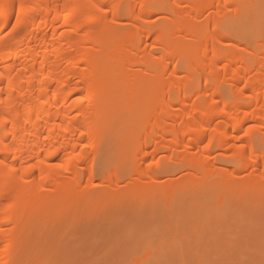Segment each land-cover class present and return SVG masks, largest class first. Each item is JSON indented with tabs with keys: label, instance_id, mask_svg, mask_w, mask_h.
Returning <instances> with one entry per match:
<instances>
[{
	"label": "bare ground",
	"instance_id": "bare-ground-1",
	"mask_svg": "<svg viewBox=\"0 0 264 264\" xmlns=\"http://www.w3.org/2000/svg\"><path fill=\"white\" fill-rule=\"evenodd\" d=\"M255 3V0H0V115L5 117L4 121H0V139L10 145V151L0 152V160L5 161L0 166V225L7 220L10 223V228H0V264H18V254L15 256V253L23 238L21 231L33 215L31 212H38L40 206H46L47 202L59 201V204L61 200L76 198L80 176L83 175L86 183L91 185L95 180L94 175L98 177L99 173L108 188L121 177L130 176V179L135 171L138 175L153 177L152 169L145 171L142 168L139 170L142 174H139L137 169L141 167L136 168L132 155L126 156L128 165L123 168L127 170H122L126 164L124 162L123 165L117 164V167L121 166L120 169L115 168V163L112 164L114 168L109 167L107 164L111 160L104 162L108 156L101 161L103 157L100 155L101 159L99 154L107 152L102 150V147L105 149L103 143L108 140L105 138L109 131L107 128L111 129L117 116L123 115L122 107L132 108L131 112L127 110L130 114H133V108L136 112L135 116L126 115V120L134 117L133 122H127L133 123V129L129 127L132 131L129 134L120 133L125 128L122 125L120 143L124 138L133 139L135 146L140 148L146 143L143 138L152 135L149 141L152 154L163 148L169 153L171 151L168 161L177 165L176 168H186L188 173L183 181L196 184L201 197L204 194L206 197V191L212 185L215 193L218 192L216 195H228L235 180L227 175L232 176L231 171L243 169L252 162L250 164L255 166L252 173L235 182L236 193L233 192V195L238 192L242 200L250 199L252 204L259 202L262 204L260 210H264V54H261L264 52V31L261 28L259 33L251 31L253 35L250 33L248 37L250 42L245 41L250 43L246 46L250 47L249 51L225 42L228 33L241 35L240 31H234L238 25L233 30H229L228 26L230 23L236 25L247 13L250 14L249 10L254 12ZM182 6H185V10L181 12L179 8ZM227 8H231L234 20L225 15ZM120 13L127 20L125 30L117 32L109 26L103 27L105 24L96 30L93 20L104 21L109 16L112 21L119 20L122 17ZM158 13L165 14L159 17L168 22L152 24L150 18ZM17 16L20 17L19 24ZM242 34L245 36V33ZM149 39L153 50L144 53ZM255 46L259 47L261 55L255 54ZM245 50L248 52L246 55L242 53ZM180 73L183 74L179 76ZM116 130L114 133L118 132ZM205 145L208 147L205 148ZM217 150L230 153V160L222 161V164L233 162V170L217 166L220 160L215 156L221 155ZM120 155L125 156L121 151L117 159L122 157ZM97 157L99 163L106 165L97 164L99 168L95 162ZM56 160L63 167H55ZM21 162L24 167L28 164L33 167L23 171ZM81 165L85 166L81 167L83 172L79 173L76 169ZM147 165L150 166L149 163ZM94 166L98 168V173ZM42 175L45 177L43 181ZM169 182L152 189L146 183L132 182L134 184L131 183L129 192L134 195L129 201L132 203L134 199L141 202L150 189H155V194L161 196L163 207L169 209L173 201L178 200L174 196L175 190L184 183L182 180ZM28 185H35L48 193H42V200L33 201L24 190ZM110 191L112 189L105 193L106 198L111 195ZM197 195H192L194 200ZM190 197L187 196L188 199ZM208 200L205 198V201ZM216 202L223 203L222 200H216L214 204ZM251 202L249 210L253 206ZM151 206L149 208L156 207ZM261 206L256 207L257 211ZM191 209L189 213H193ZM202 210L197 213L203 215ZM226 213H229L228 210ZM258 213L260 215V211ZM53 214L51 217H56ZM261 214L264 215V211ZM44 221H40L37 229L42 224L46 226V223H42ZM135 233V237L141 235ZM129 235L127 238L131 237L132 240L133 236ZM134 240L136 242L137 239ZM129 253H134L129 261L142 264L154 255L155 250L144 247L138 251L133 248ZM43 257L42 260H45ZM201 259L198 258V264L203 262Z\"/></svg>",
	"mask_w": 264,
	"mask_h": 264
},
{
	"label": "rangeland",
	"instance_id": "rangeland-1",
	"mask_svg": "<svg viewBox=\"0 0 264 264\" xmlns=\"http://www.w3.org/2000/svg\"><path fill=\"white\" fill-rule=\"evenodd\" d=\"M258 1L255 0V2L257 4L255 3L254 6L255 5H257V6L256 7L253 6L254 10L255 9L256 10L254 12H252L251 10L248 11V12H250L249 15H251V16H249L247 13V15L245 14L246 17L244 16L243 19L238 21V23L241 22V23H239L240 25L238 23H236V25H234V24L232 25L230 23L231 26L228 24L230 27L227 25L229 30L230 29L233 30L234 26L238 25L237 27H235L234 31H236V33H237V31H240V33H241L240 36H242L243 39L240 36H238L237 34L234 36L231 33L230 34L228 33V36H227L228 38L226 39V41L224 40L226 43H233V44H236L238 47L240 46L242 48H246L247 51L250 50L249 49L250 47H246L247 45H250V43H249L250 41L248 40L250 33H252L253 31H254V33H259V31L261 29H263V31H264V23H263L264 22V0L263 1L260 0L259 2ZM173 7H175V5H173ZM182 8H179V10L181 12L185 10V6H182ZM177 9H178V7H177ZM229 9H230V11L228 12ZM229 9L227 8L225 10V15H227L228 19L234 20L235 16L232 13L231 8H229ZM251 12L254 14H251ZM158 14L159 15L155 14L154 17L152 16L150 18V21H152V24L153 23L154 24L161 23L163 21L168 22L167 20L161 19V17H159L160 15H162V17H163V15H165V14H160V13H158ZM120 16H122L121 13H120ZM167 16H169V15H167ZM109 19H110V16L107 18V20L104 19V21H103V19H97V21L93 20V23L95 22L94 26L96 27V30H99L98 28H102L100 26L101 25L103 26L104 24L105 25L103 27L109 26L112 29L116 30L117 32H119L121 30H125V28H127V20L124 19L123 16L120 18L121 20L119 19L120 21L119 20H113L112 21L111 19L110 20ZM150 21H149V23H150ZM97 22H98V24H97ZM11 26H12V24L6 30L7 31L10 30ZM240 26H242V27H240ZM239 27H240V29H239ZM6 30H5V32H6ZM234 31H232V32L234 33ZM242 33H245V36L247 38ZM252 35H253V33H252ZM240 39H241L242 43L240 42ZM246 39L249 42H245V41H247ZM150 40L151 39L148 40L149 42L147 41V44L145 46L146 51H144V53L149 51V49L153 50L152 48L154 46L151 44L152 42H150ZM149 44H150V46H149ZM151 45L153 47H151ZM224 46L226 47V44H224ZM229 47L231 49V46H229ZM156 50L157 49L155 48L154 51H156ZM245 51H242V53L245 55L248 54V52L247 51L245 52ZM255 51H256L255 54H257V55L258 54L259 55L264 54V52H262V53L260 52L259 47H256ZM135 67L137 68L138 66H135ZM135 67H134V69H136ZM182 74L180 73L179 76ZM199 81H201V79H199ZM127 108L128 107H126V109H124V107H122L121 112H123L122 113L123 115L117 116V119L121 122H118V120L115 118L116 121L114 120V122H113L114 124L113 123L111 124V127L113 129L111 127H110L111 129H109V127L107 128L109 131L107 132V134H106L107 136L105 138H108V140H107V142L103 143V146L106 150L103 149V147H102V150L107 151L109 154L107 152H103L104 154H102V152H101V154H99V156L102 155V157H103V160H101V161H104V158L106 156H108V158L105 159L104 162L108 163L109 162L108 160H111L109 162L111 165L109 163L107 164V165H109V167L112 166L113 163H115V165H116L115 168H119V167L121 168L120 165H119V167H117V164L120 163L121 165H123L122 163L124 162V164L125 163L126 164L124 166H122V170H127V168L126 169L123 168V167L128 165V162L126 160V156L128 157L129 155H132L131 157H133L132 159L134 160L132 162L135 165H137L136 168L141 167V168H138L137 171L139 172V170H141L142 168H145V169H143L145 171L146 170L148 171V169L149 170L152 169L153 172H151V173H154L156 175L151 174V173L150 174L153 175V177H155V178L150 176V177H152L150 179L148 176H145L144 174L142 176L138 175L137 172L135 171L134 174H132L130 179H128L130 176L129 177L127 176V178H126V176L121 177L119 179L121 181L118 180L115 184H112V187L109 185L111 188H108V187H105L106 182L103 181L102 176L100 175L101 178L99 177L98 168L95 166H94V168L97 169L96 172L98 173V177L96 175H94L95 180H93L94 183L92 182L91 185L89 183H86V179H84V176L82 174H81L82 176L79 175L81 178L79 180L80 184L78 185V192H77L76 198H73L74 197L73 196L72 197L73 200H71L69 198L71 201L70 200L67 201L66 199H65L66 201L61 200L62 203L60 201L59 204H58L59 201H55L56 204L51 202L52 205L50 203L48 204V202H47V204H46V206L48 207L47 209H46V206L43 205V207H44L43 208L41 205L40 206L41 209L38 212L37 211L31 212V213H33V215H31L30 218L28 219V224H25L26 228L22 229V231H21L22 234L20 233L23 238L20 239V243H19L20 245L18 247L19 251L17 248V250H16L17 252L15 253V256L18 254L16 256V259L18 260V261L17 260L16 261L18 262V264H133L132 261H129V260L132 259L134 253H129V250L134 248V249L139 251V248H144V247L151 249L153 251L155 250L154 255L151 256L149 258V260L147 261L148 264H151L152 262H156L155 264H184V263L185 264H196V263L198 264V258H202L201 260L203 262L201 261L202 262L201 264H246V263L247 264H264V245H263L264 244V221H263L264 215L261 214V213H263L264 210L263 211L260 210V209H262V206H261L262 204L258 202L259 205L256 206L258 203L252 204V202L250 201L251 204L253 205L251 207V209H250L251 211H250L249 210V206H251L250 202H249L250 199H247L248 201L246 199H243L244 200V202H243V200H242L243 197L239 196L238 192H237V194L233 195V192L236 193V190H235V184L236 183L235 182H239L241 179L248 177L252 173V170L255 167L253 164H250L252 162L248 163V165L250 164L249 166L247 165L245 168L240 169V170L235 169L236 170L235 171V170H233V162H230V163L224 162L225 164H222L223 163L222 161L230 160V158H231L230 153L229 152L226 153L224 151L222 152L220 150H217L218 152L217 151L216 152L221 153V155H222V156L216 155L217 153L213 154V155H216L215 157L217 160L218 159L220 160V164H219V161H217L218 163L216 162L217 166L227 168L228 170H233V171H231V173H233V175H234V176L232 175L233 177L229 174L227 175L228 178L230 177V179L232 178L233 181L235 180L233 185H231V187H233L231 189L232 191H230L228 193V195H223V196H221V194L216 195V193H218V192L215 193V188L212 185V187L209 188L210 190H207L208 193L212 196H210V195H209L210 197L207 196L208 193L206 191V197H205V194L201 197L200 193H198L199 189L197 188L196 184H194V183L190 184V182L187 184V181H186V183L183 181L185 179V175L188 173L186 168H185V170H184V167H180L181 169L179 167L176 168L177 165H175V164L173 165V163H170L171 161L170 162L168 161V160H170V158L168 159V157H170L169 154H171V151L169 153L168 150L164 151L165 149L163 148V150L158 149L159 152L156 151L155 155L152 154V152H151L152 147H151V145H149L150 144L149 143L150 137H152V135H150V134H149L150 136L146 135L147 138L146 137L143 138V136H141L143 139H145L146 143L143 144L142 147H140V148L135 146V143L133 142V139L131 137H130V139H132V140H129V138H124L123 141L120 143V140H121L120 138H122V135L124 134V132L129 134L130 132H132L131 130L133 129V128H131L132 127L131 125L133 124V123L131 124V122H133L132 119H134V117L131 119H130V117H131V115L135 116L136 109L133 108V110H132L133 114H130L129 111L131 112L132 108L131 109L130 108L127 109ZM123 109L125 112L123 111ZM127 110H129V111H127ZM124 113H126V114H124ZM126 115L127 116L130 115L128 120H131V122L127 123L128 120H126V119L128 117ZM119 116L121 117V119ZM123 116H125V117L123 118ZM122 125L125 128H124V130L120 131V128L123 127ZM129 127L131 128V130L129 129ZM116 129H118V132L114 133V131H117ZM119 131H120V133H123L121 136H120ZM112 132L115 135H113ZM117 133H118V135H117ZM218 136H219V134H218ZM142 138H140V139H142ZM112 140H114V142L115 141H117V142L114 143ZM125 140H126V142H125ZM111 141H112V143H111ZM106 144H107V146L105 147ZM78 148H81V147L78 146ZM118 148H120V149H118ZM123 149H125V150H123ZM121 151L124 152V154H125V156H124L125 158L122 155H120L124 158V160L122 159V157H119L117 159V156L119 153H121ZM147 151H150V152L147 153ZM126 153L127 154L129 153V154L126 155ZM151 154L153 155V157ZM160 156H161V159H160ZM102 157L100 156L101 159H102ZM97 159H98V157L95 160L96 165L100 164V163H101V165H106L105 163L103 164V162L99 163L100 159H98V162H97ZM130 161H131V159H130ZM54 162L56 163V164L54 163L55 165L60 164L59 160H56ZM151 162H153V163H151ZM131 163H130V165H132ZM147 163H149L150 166L147 165ZM93 165H95L94 161H93ZM82 166L83 165L79 166V168H78L79 170L76 169L79 173L81 171L83 172V170L81 169ZM97 166L99 167L100 165H97ZM156 167H158V168H156ZM95 169H94V173L97 174L95 172ZM128 169H129V166H128ZM180 172H182V173H180ZM228 173H230V172H228ZM139 174H142V173L139 172ZM147 174L150 175L148 172H147ZM122 178H124V179H122ZM125 179H126V181H125ZM153 180H155V181H153ZM181 180H182V182H184L181 185L182 187L177 188L178 190L176 189L177 191L175 190V192H174V196L176 198H178V200L176 199V201H173V204H172L173 206H171L169 209H166L165 207H163L164 205L160 201L161 196L155 194L156 193L155 189H153V190H151V189L153 187H156V188L162 187V186H164L165 182L166 183L169 181H170L169 183L181 182ZM123 181H125V182H123ZM156 181H158V182H156ZM132 182H134V183L135 182L136 183H139V182L140 183L141 182L146 183L151 187L150 192L147 193L146 198L142 199L141 202H139V201L137 202L134 199H133L132 203H131V201H129L130 198H132L134 195L133 193H130L131 191L129 189L134 184ZM131 183H132V185H131ZM31 185H28L29 188L26 187V189H24V190L26 192V195L28 197L31 196L29 198H31V200H33V201H35V199H36V201L42 200L43 199L42 197L44 195L42 193H44V192H45V194L48 193L47 190H44V189L41 190L40 188H37V186L35 187V185H33L34 186L33 187ZM111 189H112V191H110L111 193L109 192V194H111V195L107 196L108 198H106L105 193ZM213 192H214V195H213ZM181 194H182V196H180ZM195 194L196 195L198 194V195L194 196L195 197V200H194L192 195H195ZM20 195H22V194H20ZM154 195H156L158 197H156ZM185 195H187L188 198L190 197L189 195H191V197H190L191 199H188L187 196H185ZM231 195H232V197L230 199ZM27 196H25V197H27ZM216 196H217V198H216ZM25 197L20 196V198H25ZM39 197H41V198L39 199ZM154 197L158 198V200H156V198L154 199ZM180 197H183V199L184 198L185 199L183 200ZM239 197H241V198L239 199ZM37 198H38V200H37ZM179 198H180V200H179ZM201 198H203L204 200H202ZM205 198L207 200L209 198H211V199H209L208 201H205ZM26 199L28 201V198H26ZM213 199L215 201L216 200H222L223 203L218 204L216 202V204H214L215 201ZM31 200H30V202H32ZM201 200L204 201L205 203L202 202ZM223 200H225L226 202ZM228 200H230V201H228ZM231 200H233V201H231ZM238 200H240V201H238ZM74 202H76L77 204L78 203H80V204L76 205V203H74ZM239 202H243V203L241 204ZM246 202H248V205ZM63 203H65L66 206ZM157 203H158V205H157ZM200 203H202V204H200ZM207 203L209 205H206ZM117 204H118V206H117ZM150 204H152L151 207H153V205H156V207L154 206L155 207V208L153 207L154 209L149 208ZM193 204H194V207H196V206L197 207L196 208L192 207V209H191V206ZM217 204L219 206H216ZM230 204H231V206H230ZM240 204L243 206H240ZM53 205L55 206L54 208H53ZM56 205H57V207H56ZM203 205H205V206H203ZM210 205L211 206L213 205V206L210 207ZM237 205H238V209H237ZM73 206H75V207L73 208ZM207 206L209 208H207ZM244 206L247 207V210H245L246 207H245V209L243 208ZM254 206H255V208H253ZM259 206H261L259 208L260 215L258 213L259 211H257L258 208L256 209V207H259ZM78 207H80L79 210H78ZM201 207L205 211L204 212L202 210L203 215H199L201 213V211H200V209H202ZM224 207H226V210H228V212L230 214L231 213L232 214L231 215L229 213L227 214ZM239 207H242V208H239ZM189 208L192 210L191 212H193V213H189V211H190ZM204 208H206V210ZM229 208H230V210H229ZM71 209H73V211ZM233 209H237V210H233ZM241 209H243V211L240 213ZM253 209L256 210L255 212H257V213H255ZM152 210H154V211H152ZM210 210L215 211V212H210ZM231 210H232V212H231ZM41 211H42V213H41ZM45 211H46V213H45ZM66 211H67V213H66ZM179 211H180V214H177ZM183 211H185V212L181 213ZM197 211H199L200 213L199 212L197 213ZM206 211H208V212L206 213ZM223 211H225V212L223 213ZM246 211H248V212H246ZM47 212H49V213H47ZM53 212H54V214H53ZM233 212H236V213H234V217H233ZM38 213H41V215ZM62 213H65V214H62ZM194 213H196L199 216H196V214L194 215ZM52 214H53V216L56 214V217L55 216L51 217ZM68 214L71 215V217L68 216ZM79 214H80V217H78ZM206 214H208V216ZM224 214H227V215H224ZM254 214L256 216H254ZM42 215H43V217H42ZM249 215H251V216H249ZM35 216H36V218H34ZM69 217L71 218V220H69ZM74 217L76 218V220ZM252 217H254V218H252ZM255 217L256 218L258 217V218L256 219ZM43 218L46 220V222L44 221ZM29 220H31V221L29 222ZM41 220L44 221L42 223H46L47 227L44 224H42L41 228L37 229L38 226L41 225V222H40ZM36 221H39L40 223L38 222V224H37V223H35ZM5 222L4 221L1 222V225H0L1 229L10 228L9 221L7 220V222L9 224L7 222L6 223ZM194 222H195V224H194ZM48 223H49V225H48ZM52 223H54V224L51 226ZM55 223H57L58 225L56 226ZM29 225H31V226H29ZM43 225H44V227H43ZM48 226H51V227H48ZM42 227L44 228L43 231H41ZM67 230H68V232H67ZM133 233H135V235L136 234H141V235L140 236L136 235L138 237H135L133 235ZM129 234L131 236H133V239H137L136 242L134 240L135 243L132 241L133 239L130 240L131 237L129 239L127 238ZM252 236L254 237V239ZM235 243H237V244H235ZM233 245H235V246H233ZM43 256H45V260H42L44 258ZM46 256H48V258ZM180 259H181V261L184 260V262L182 263L180 261ZM127 261H129V263H127ZM241 261L243 263H241ZM142 264H144V263H142Z\"/></svg>",
	"mask_w": 264,
	"mask_h": 264
},
{
	"label": "snow or ice",
	"instance_id": "snow-or-ice-1",
	"mask_svg": "<svg viewBox=\"0 0 264 264\" xmlns=\"http://www.w3.org/2000/svg\"><path fill=\"white\" fill-rule=\"evenodd\" d=\"M21 7H23V5H21ZM17 24H19L21 21H20V17L19 16H17ZM16 25H13V27H15ZM11 85V81H9V86ZM0 91H2V89H0ZM5 120V117L4 116H2V115H0V121H4ZM5 127H7V125L5 124ZM82 135H83V133H82ZM208 147V145H205V148H207ZM8 151H10V145L8 144V143H5L4 142V139H0V152H8ZM51 154V153H50ZM13 159L15 160L16 159V157H14L13 156ZM4 163H5V161L4 160H0V166H3L4 165ZM31 167H33V165H31V164H28L27 165V167H24V164H23V162H21V170H23V171H27L28 170V168H31ZM55 167H58V168H60V167H63V165L62 164H59V165H55ZM13 171H17L16 169H13ZM45 179V177L42 175L41 176V180L43 181ZM144 264H148V262H144Z\"/></svg>",
	"mask_w": 264,
	"mask_h": 264
}]
</instances>
